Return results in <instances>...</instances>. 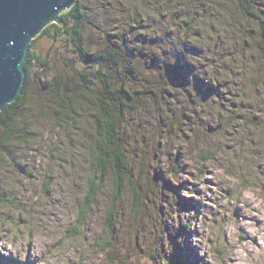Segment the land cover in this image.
<instances>
[{"label": "clouds", "instance_id": "clouds-1", "mask_svg": "<svg viewBox=\"0 0 264 264\" xmlns=\"http://www.w3.org/2000/svg\"><path fill=\"white\" fill-rule=\"evenodd\" d=\"M17 2L0 264H264V0Z\"/></svg>", "mask_w": 264, "mask_h": 264}, {"label": "water", "instance_id": "water-1", "mask_svg": "<svg viewBox=\"0 0 264 264\" xmlns=\"http://www.w3.org/2000/svg\"><path fill=\"white\" fill-rule=\"evenodd\" d=\"M50 0H18L16 7L24 13V22H32L39 17H43L48 12ZM3 0H0L2 5ZM13 21L5 15L4 9L0 6V95L3 94L5 82L11 79L9 64L4 60L5 55V33L11 31ZM12 38V37H9ZM22 41L17 40L15 49H8L13 55H19L22 50Z\"/></svg>", "mask_w": 264, "mask_h": 264}, {"label": "rangeland", "instance_id": "rangeland-1", "mask_svg": "<svg viewBox=\"0 0 264 264\" xmlns=\"http://www.w3.org/2000/svg\"><path fill=\"white\" fill-rule=\"evenodd\" d=\"M183 258V255L182 254H180L178 257H177V259H182Z\"/></svg>", "mask_w": 264, "mask_h": 264}]
</instances>
